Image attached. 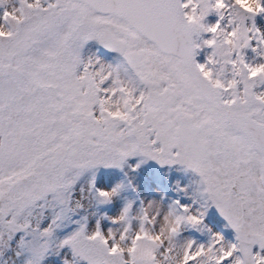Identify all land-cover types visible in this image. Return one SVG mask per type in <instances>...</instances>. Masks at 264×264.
<instances>
[{
	"label": "snow or ice",
	"instance_id": "obj_1",
	"mask_svg": "<svg viewBox=\"0 0 264 264\" xmlns=\"http://www.w3.org/2000/svg\"><path fill=\"white\" fill-rule=\"evenodd\" d=\"M0 264H264V0H0Z\"/></svg>",
	"mask_w": 264,
	"mask_h": 264
},
{
	"label": "rangeland",
	"instance_id": "obj_2",
	"mask_svg": "<svg viewBox=\"0 0 264 264\" xmlns=\"http://www.w3.org/2000/svg\"><path fill=\"white\" fill-rule=\"evenodd\" d=\"M209 20L210 21H214L215 20V17H209Z\"/></svg>",
	"mask_w": 264,
	"mask_h": 264
}]
</instances>
